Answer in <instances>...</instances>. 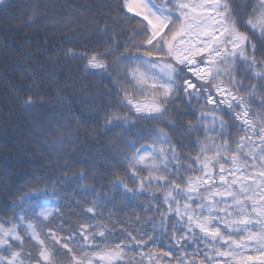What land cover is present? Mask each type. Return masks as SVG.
Listing matches in <instances>:
<instances>
[{
  "label": "snow or ice",
  "instance_id": "snow-or-ice-1",
  "mask_svg": "<svg viewBox=\"0 0 264 264\" xmlns=\"http://www.w3.org/2000/svg\"><path fill=\"white\" fill-rule=\"evenodd\" d=\"M79 15L24 41L20 82L5 76L22 113L53 87L62 111L18 153L44 172L0 182V264H264V0Z\"/></svg>",
  "mask_w": 264,
  "mask_h": 264
},
{
  "label": "trees",
  "instance_id": "trees-1",
  "mask_svg": "<svg viewBox=\"0 0 264 264\" xmlns=\"http://www.w3.org/2000/svg\"><path fill=\"white\" fill-rule=\"evenodd\" d=\"M103 2L104 0H7L6 7L0 6V182H6L10 187L20 189L31 177L39 176L44 172L43 162L40 159L18 153L21 148L33 150L31 144L33 119H43L47 114L62 111L54 87L48 90L49 102L31 114L22 113L19 108L11 104L9 80L19 83L18 74L25 71L24 67L10 66L22 61V57L15 55L17 49L30 38L34 43L37 38L43 43L42 28L45 24L59 26L71 21H79L78 27H87L90 21L79 13ZM53 4L56 5L55 9L52 7ZM34 6L38 9L37 23L29 26L27 20ZM28 50L34 51V49ZM74 75L79 77L81 74L76 72ZM5 76L9 80H6ZM84 83L99 86L98 80L91 79L81 81L79 86H83ZM76 99L77 103L81 100L80 97ZM130 131L134 133L136 129ZM119 134L120 130L115 129L109 133V137L115 140ZM128 139H132V136L129 135ZM4 203L5 199L0 197V208Z\"/></svg>",
  "mask_w": 264,
  "mask_h": 264
},
{
  "label": "rangeland",
  "instance_id": "rangeland-1",
  "mask_svg": "<svg viewBox=\"0 0 264 264\" xmlns=\"http://www.w3.org/2000/svg\"><path fill=\"white\" fill-rule=\"evenodd\" d=\"M51 204V203H50Z\"/></svg>",
  "mask_w": 264,
  "mask_h": 264
}]
</instances>
